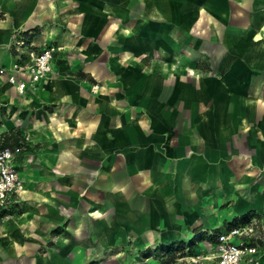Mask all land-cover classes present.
Returning a JSON list of instances; mask_svg holds the SVG:
<instances>
[{"label":"crops","instance_id":"crops-1","mask_svg":"<svg viewBox=\"0 0 264 264\" xmlns=\"http://www.w3.org/2000/svg\"><path fill=\"white\" fill-rule=\"evenodd\" d=\"M3 12L0 67L11 33L59 49L23 94L0 83V134L29 149L16 160L17 203L34 210L21 236L69 219L67 252V237L103 239L111 208V236L143 250L264 212V0H10Z\"/></svg>","mask_w":264,"mask_h":264},{"label":"rangeland","instance_id":"rangeland-1","mask_svg":"<svg viewBox=\"0 0 264 264\" xmlns=\"http://www.w3.org/2000/svg\"><path fill=\"white\" fill-rule=\"evenodd\" d=\"M10 0H0V25L4 21L3 6L7 5ZM13 37L10 44L11 53L15 47L16 38L18 33H11ZM33 35V34H32ZM2 81H0L1 83ZM2 84V83H1ZM1 88V85H0ZM1 125V122H0ZM1 128V127H0ZM12 134V133H11ZM8 137V136H6ZM13 136V139H9L10 143H23L22 140ZM8 138H5L7 140ZM22 146L25 150L27 145L25 142ZM34 212L31 208L22 207V202H19L11 207L5 209L0 208V264H37L38 261L44 260L59 261V262H71L72 264H209L208 260H205L207 252L209 251V241L204 238L203 232L199 236L186 239H175L169 244L159 242V239H146L143 250L129 248L133 239H117L113 238V216L111 208L104 211L102 216L105 222V237H92V238H72L67 237L64 242L68 245L71 244L72 249L67 252H61L59 248H62L58 243V235L67 226L61 222L57 225L49 226V237H35L30 238L21 236L20 230L22 226H19V217L27 214V211ZM94 209L80 206V217L88 213L93 214ZM57 211L60 212L59 209ZM65 213L64 208H62ZM61 211V212H62ZM67 213V211H66ZM67 217V216H66ZM63 218V217H62ZM65 218V217H64ZM83 218V217H82ZM86 219V218H85ZM223 219L218 220V225H223ZM41 224V223H40ZM90 226V228H89ZM40 228V227H39ZM38 229V228H36ZM93 229L91 221H81L78 226V230ZM39 230V229H38ZM51 230V231H50ZM95 230V229H94ZM42 233V232H41ZM110 235V236H107ZM102 240L105 245L102 244ZM144 240V239H143ZM19 245L17 249L16 246ZM25 247H30L33 251H23ZM79 247H84V252L78 250ZM18 250V251H17ZM61 250H64L63 248ZM52 251V252H51ZM33 252V253H32ZM51 252V253H48Z\"/></svg>","mask_w":264,"mask_h":264},{"label":"built area","instance_id":"built-area-1","mask_svg":"<svg viewBox=\"0 0 264 264\" xmlns=\"http://www.w3.org/2000/svg\"><path fill=\"white\" fill-rule=\"evenodd\" d=\"M58 47L54 44L34 48L28 38L15 42L14 60L9 67H0V81L23 94L26 83H38L51 71ZM22 144H12L0 134V208L17 204L24 191L16 160L23 152ZM209 241L204 257L211 264H261L264 255V212H251L227 220L217 229L203 232Z\"/></svg>","mask_w":264,"mask_h":264}]
</instances>
